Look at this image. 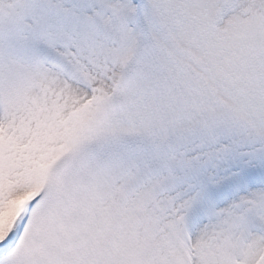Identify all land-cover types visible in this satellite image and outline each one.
<instances>
[{
    "label": "snow or ice",
    "instance_id": "1",
    "mask_svg": "<svg viewBox=\"0 0 264 264\" xmlns=\"http://www.w3.org/2000/svg\"><path fill=\"white\" fill-rule=\"evenodd\" d=\"M0 264H264V0H0Z\"/></svg>",
    "mask_w": 264,
    "mask_h": 264
}]
</instances>
